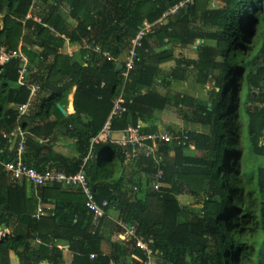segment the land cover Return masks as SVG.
Segmentation results:
<instances>
[{
  "label": "trees",
  "instance_id": "trees-1",
  "mask_svg": "<svg viewBox=\"0 0 264 264\" xmlns=\"http://www.w3.org/2000/svg\"><path fill=\"white\" fill-rule=\"evenodd\" d=\"M183 1L44 0L42 24L27 19L37 0H0V52L5 47L25 53L30 80L41 85L21 114L19 107L30 99V90L19 81L21 60L0 67V264H15V258L17 264H144L147 252L139 239L150 242L156 264H253L259 222L255 192L244 181L247 168L237 177L238 200L229 198L234 189L228 174L238 150L232 137L241 132L239 100L231 94L236 84L239 94L243 86L248 89V135L263 160L264 42L258 46V37L264 0H193L160 22ZM146 22L152 26L136 48L135 68L124 77L132 40ZM198 40L216 44L199 45L196 57L182 50L176 55V49ZM168 45L172 48L157 51ZM65 46L79 52L81 60L61 52ZM172 60L176 67L163 74L161 64ZM190 78L211 86L206 100L171 89L172 80ZM122 89L126 112L112 118L108 137L102 130ZM232 105L238 111L235 120ZM156 111L167 129L180 115L196 128L186 129V138L147 140L157 146L155 152L141 148L127 162L128 146L114 140L139 119L152 120ZM18 127L27 132L29 166L69 174L84 166L95 201L108 202L103 216L88 210L80 186L9 181L3 163L16 156L19 138L13 146L3 134ZM141 132L162 131L152 125ZM70 144L78 157L69 155ZM258 177L264 196V166ZM49 204H55L53 211ZM128 226L135 233L125 238ZM233 229L239 233L234 241L227 236ZM104 241L108 253L102 250Z\"/></svg>",
  "mask_w": 264,
  "mask_h": 264
},
{
  "label": "built area",
  "instance_id": "built-area-1",
  "mask_svg": "<svg viewBox=\"0 0 264 264\" xmlns=\"http://www.w3.org/2000/svg\"><path fill=\"white\" fill-rule=\"evenodd\" d=\"M186 2L193 3V0H186L185 2H181L180 4L176 5L174 8L170 9L166 12L163 18L160 20L162 23L164 19L177 11L179 7H183ZM35 6H32L27 19L34 18L38 23L43 24L42 16L39 13L34 12ZM34 13V14H33ZM45 27H48L51 31L55 32L53 27H49L47 24H44ZM151 24L145 23L144 27L139 31L137 36L132 40V47L130 49L128 60L126 61L125 66L123 67L124 72L122 75L124 77L128 76L130 70L135 68V58H136V48L141 45V40L145 33L150 30ZM68 54L73 56L75 49H68ZM97 51H101L99 48ZM103 55L108 59H112V57L108 54V52H103ZM13 58H19L21 60V68L19 71V81L23 83L27 88L30 90V99L26 104H23L19 107V111L21 114H25L28 108L30 107L33 98H35L38 92L41 89V85L39 83H35L30 80L28 76L29 73V60L25 53L22 51L13 50L10 51L7 48L3 47L0 52V67L10 61ZM114 108L112 110L111 116L108 121L105 123L102 133H107L108 137L111 136V126H112V118L114 116H121L124 112H126V107L124 105L125 98H124V89L121 90L119 96L114 101ZM141 128L143 125L139 122L136 126L129 125L126 129L121 131L119 138L115 139L114 142L118 144H122L123 146H128V151L126 152L127 162L134 159L138 155V151L141 148H145L148 152H155L157 146L155 145H148L147 140L156 141L157 139L168 141L171 139L169 133L160 134H144L141 132ZM3 136L8 139L10 145L16 144V138H19L16 147V156L6 162L4 164V169L6 175L10 182H16L17 180L27 178L34 183L35 186H47L54 183H63L65 185H77L80 186L84 193L87 196L86 207L88 210L93 212L96 217H101L105 214V206L108 205L107 201L103 202V206L99 205L93 195L92 188L90 186L89 179L82 169L77 173H66L63 171H56L54 169L48 168L44 172L39 171L38 169L29 166L24 160V154L26 151V141H27V132L23 130L21 127L16 128L11 133H4ZM93 142L98 141V137L92 139ZM2 152V151H0ZM1 161V160H0ZM42 211V206L39 207V212ZM127 233L124 236L125 238H129L133 236L135 233L134 227L127 228ZM4 235V232L0 233V236ZM138 245L147 252V261L144 264H156V259L153 255V250L150 247V242H145L143 239L138 240Z\"/></svg>",
  "mask_w": 264,
  "mask_h": 264
},
{
  "label": "rangeland",
  "instance_id": "rangeland-1",
  "mask_svg": "<svg viewBox=\"0 0 264 264\" xmlns=\"http://www.w3.org/2000/svg\"><path fill=\"white\" fill-rule=\"evenodd\" d=\"M51 2H52V0H51ZM37 3L38 4H36L35 9H34L35 13H39V11L44 12L47 10V8L41 7L44 5V0H37ZM61 14L63 16H65L66 19H69V21H71L70 17L68 16V9L62 7L61 8ZM1 17H2V14H0V18ZM72 22L74 23V21H72ZM1 25H2V21L0 19V27H1ZM258 41H259L258 46L262 45L264 42V20H261V28H260V34L258 37ZM215 44L216 43L214 41H209V40H205L202 43L197 41L193 45V47H188L186 49H181V50L184 52V54H187L188 56L196 57L197 51L195 50L196 49L195 46L198 47L199 45H215ZM68 49L69 48H67V46H65V47L61 48L60 51L68 53V51H69ZM179 50L180 49H178V51ZM72 57L74 60H81V55L79 52H74ZM30 75H31V71H29V73H28L29 77H30ZM184 84H185V90L184 91H188L189 93L196 95V96L200 97L201 99H205V100L207 99V90L209 88H211V86H203L201 84H197L193 81L192 78H190L189 81L185 82ZM247 92H248L247 87L243 86V88L239 94L237 91V84H236L233 87L232 94H231L234 102L239 100V110L241 111V121H240L241 132H240V137L237 136V134H238L237 132H236L237 134L232 137V143H233L232 145H234L233 147H235V144H236V146H238V150H237V152L233 153V155H234L233 157L235 160V169L232 170L230 172V174H228V179H229V183H231L232 187L234 186L233 187L234 188L233 195L236 198L235 200H238V194L236 193L237 186H236L235 181L237 180V177L240 178V174H242V167L247 168L248 174H247V177L245 178L244 181H245V183L249 184V187H251L255 192L254 195L256 196V214H257V218H258V222H259V228H258L257 237H256L257 242L255 245V249L252 252L251 258L253 259V264H264V221H263L264 220L263 219L264 196L261 194V192L259 190V183H258V181H259L258 170H259V166H264V159L261 160V158L259 159L255 155L254 149H253L251 141L249 139L248 117H247V113H246L247 108H246V103H245L246 97H247L246 96ZM231 110L234 111V115L231 116L232 120H235V118H236L235 116H236V113L238 111L235 110V107H233V105L231 106ZM171 126L173 127L172 129H167L166 127L161 129V131L163 133H166L167 130L169 131V133H170L169 135L171 136V139H169L168 141H171L172 139L176 140L177 139L176 135L183 137V138H186L185 130L196 128L195 125L189 124L184 119V117L181 115L179 118H177V119L175 118L171 121ZM199 130H203V129L199 128ZM173 131L175 133L180 132V134L177 133V134L173 135ZM72 149H74V147H72ZM187 152L190 154H197V155L202 154L201 151H197L194 149H189V150H187ZM231 167H232L231 169L234 168L233 163H232ZM185 200L188 202L192 201V199L189 197L188 198L186 197ZM231 200L232 201H230V202L233 203L234 200L233 199H231ZM240 201H242V198ZM227 230H228V228L226 230H224V234H226ZM227 234H228L227 236L231 237L232 240L234 241L239 233L236 231V229H233V231H230V233H227ZM235 262H237V261H235Z\"/></svg>",
  "mask_w": 264,
  "mask_h": 264
},
{
  "label": "crops",
  "instance_id": "crops-1",
  "mask_svg": "<svg viewBox=\"0 0 264 264\" xmlns=\"http://www.w3.org/2000/svg\"><path fill=\"white\" fill-rule=\"evenodd\" d=\"M198 41H205V40H198ZM202 43V42H200ZM172 46L171 45H168L166 47H163L161 49H157L158 52L160 51H163V50H166V49H171ZM181 50V49H180ZM178 51V49H176V55H179L180 53H182V51ZM78 51V49H77ZM176 67V62L174 60L172 61H168V62H165L163 64H161L160 68L162 70V73L163 74H167L169 75L170 72ZM189 80H185V81H181V80H172L171 82V89L175 92H178V93H182V94H187V95H191V96H194L195 98H200L196 95H193L191 93H189L188 91H184L185 90V82H187ZM184 84V85H183ZM146 89L143 90V92H145ZM162 112L161 111H156L155 112V116L152 120H148V119H139L138 120V123L140 122L144 127H148V126H158L159 127V130H161L162 128H164L165 126L162 124ZM58 138L61 140V141H64L65 138L59 134L58 135ZM71 145V150H70V156L71 157H78V152L74 149H72V147H74L72 144ZM46 208L49 209V210H52L55 208V204H49V205H46ZM114 217L117 216V211L115 210H112L110 212ZM108 241H104L103 244H102V250L105 252V253H108L110 252L111 248L109 247L108 245ZM67 254L70 256V253L69 251H67ZM93 257V256H92ZM14 263L17 264L18 263V260L15 258L14 260ZM127 261H129L127 259ZM41 264H50L49 262H42Z\"/></svg>",
  "mask_w": 264,
  "mask_h": 264
},
{
  "label": "clouds",
  "instance_id": "clouds-1",
  "mask_svg": "<svg viewBox=\"0 0 264 264\" xmlns=\"http://www.w3.org/2000/svg\"><path fill=\"white\" fill-rule=\"evenodd\" d=\"M234 169H235V164H234ZM235 182H237V180H236ZM231 186H232V185H231ZM236 186H237V185H236ZM233 187H234V186H233ZM233 187H232V188H233ZM233 189H234V188H233ZM229 198L232 199V198H235V197H234V195L231 193V194H229ZM235 199H236V198H235ZM235 261H236V260H235ZM235 261H234V264H237Z\"/></svg>",
  "mask_w": 264,
  "mask_h": 264
},
{
  "label": "water",
  "instance_id": "water-1",
  "mask_svg": "<svg viewBox=\"0 0 264 264\" xmlns=\"http://www.w3.org/2000/svg\"><path fill=\"white\" fill-rule=\"evenodd\" d=\"M195 48H197V46H195Z\"/></svg>",
  "mask_w": 264,
  "mask_h": 264
}]
</instances>
